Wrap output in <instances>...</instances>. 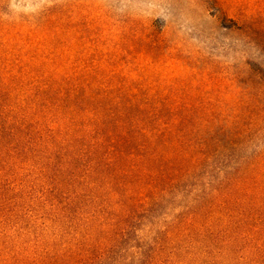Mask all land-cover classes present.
Returning a JSON list of instances; mask_svg holds the SVG:
<instances>
[{
    "label": "trees",
    "instance_id": "16d2710c",
    "mask_svg": "<svg viewBox=\"0 0 264 264\" xmlns=\"http://www.w3.org/2000/svg\"><path fill=\"white\" fill-rule=\"evenodd\" d=\"M24 28L0 18V264H264V151L234 152L244 124L212 133L199 105L138 98L111 57L54 66L45 22Z\"/></svg>",
    "mask_w": 264,
    "mask_h": 264
},
{
    "label": "rangeland",
    "instance_id": "374dc122",
    "mask_svg": "<svg viewBox=\"0 0 264 264\" xmlns=\"http://www.w3.org/2000/svg\"><path fill=\"white\" fill-rule=\"evenodd\" d=\"M0 18L24 30L45 22L52 65L88 71L111 57L138 98L199 105L212 133L237 118L248 135L234 152L264 151V0H0Z\"/></svg>",
    "mask_w": 264,
    "mask_h": 264
}]
</instances>
